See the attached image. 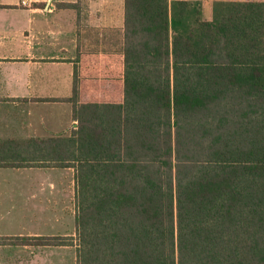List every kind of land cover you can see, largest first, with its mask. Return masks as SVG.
I'll list each match as a JSON object with an SVG mask.
<instances>
[{"label": "trees", "instance_id": "obj_1", "mask_svg": "<svg viewBox=\"0 0 264 264\" xmlns=\"http://www.w3.org/2000/svg\"><path fill=\"white\" fill-rule=\"evenodd\" d=\"M120 52H82L69 136L0 167L74 168L77 264H264V0H125ZM78 244H77V242Z\"/></svg>", "mask_w": 264, "mask_h": 264}, {"label": "crops", "instance_id": "obj_2", "mask_svg": "<svg viewBox=\"0 0 264 264\" xmlns=\"http://www.w3.org/2000/svg\"><path fill=\"white\" fill-rule=\"evenodd\" d=\"M124 1L0 0V143L66 137L77 129L69 98L78 57L82 52L122 50ZM188 1L202 2L210 19L214 2L226 0ZM0 171V238L75 237L76 214L71 215L75 229L66 231L64 204L65 175H75L74 168ZM69 181L70 186L71 177ZM9 242L0 245V264H11L10 255L21 253L25 257L18 264H34L35 249L55 254L50 262L42 258L41 264H65L59 252L67 246Z\"/></svg>", "mask_w": 264, "mask_h": 264}, {"label": "rangeland", "instance_id": "obj_3", "mask_svg": "<svg viewBox=\"0 0 264 264\" xmlns=\"http://www.w3.org/2000/svg\"><path fill=\"white\" fill-rule=\"evenodd\" d=\"M3 172L4 171H0L1 174H3ZM70 174H73V175L71 176ZM65 176H66V180H67L66 181V189H65V197H64V202H65L64 204L66 205V209H67L66 231H68V230L71 231V230L75 229L73 218H74V214L77 213V206H76V191L77 190H76V181H75L74 172L68 171ZM0 177H1V175H0ZM70 177H71L72 185L69 186L68 183L70 182L69 181ZM3 182H4V180H3ZM50 195H51V193L49 191H46V197L49 198ZM38 197L40 198V194L38 195ZM61 200H62V195H60L59 202H61ZM39 201H40V199H39ZM45 204H47V203H45ZM71 215L73 216V218ZM45 229H48V227H45ZM60 229H62V227ZM74 236H76V229H75V235ZM77 244H78V242H77ZM33 256H34V264H41L42 258L47 260L45 262H50L51 259H53L55 257V254L51 255L46 251L44 252V251H39L38 249H35ZM59 256H60V259L62 258V256L64 257L65 264H77V252H76L75 246H72L70 248L67 247V249L65 251H60ZM24 257H25L24 253H21V255H17V254L12 255L11 254L10 255V258L12 260L11 264H18L19 261L21 262L22 259H24ZM3 259H5V254H3Z\"/></svg>", "mask_w": 264, "mask_h": 264}]
</instances>
